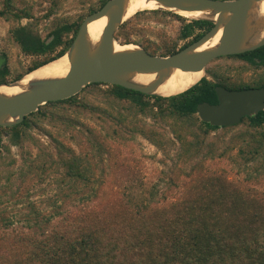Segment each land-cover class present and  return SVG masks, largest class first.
<instances>
[{"label": "trees", "instance_id": "obj_1", "mask_svg": "<svg viewBox=\"0 0 264 264\" xmlns=\"http://www.w3.org/2000/svg\"><path fill=\"white\" fill-rule=\"evenodd\" d=\"M107 1L98 0L76 18H62V0H0V18L12 22L7 41L30 59L27 66L19 62L17 73L8 78L11 68L4 53L0 84L18 81L63 57L85 17ZM23 19L31 22L22 25ZM142 20L180 24L174 33L152 30L156 40L133 42V35L142 33L138 27ZM46 21L40 34L39 26ZM213 26L170 11H145L125 22L115 39L122 45L136 43L152 55L169 56ZM221 60L231 61L214 64ZM248 71L254 80H244ZM217 87L264 88V46L215 59L206 67L204 79L175 96H150L95 83L72 98L40 106L21 124L0 127V166L7 167L0 169V181L5 177L12 190L18 189L51 170L58 174L57 189L80 201L64 218H48L45 226L36 212L28 216L30 228H36L34 238L0 234V264H264V189L252 185L264 181V110L234 126L205 123L197 108L217 104ZM87 94L103 106L89 101ZM46 124L76 141L83 152L76 154ZM33 129L46 133L52 143L45 144ZM139 135L163 154L168 187L183 182V192L175 201L167 202L159 187L150 191L148 199L136 194L142 183V161L124 155L121 146ZM27 141L37 149L34 158L23 155ZM12 146H19L24 157L20 168ZM215 160L230 161L244 178L208 168L207 163ZM107 169L112 173L109 191L101 194ZM159 192L162 196L157 199Z\"/></svg>", "mask_w": 264, "mask_h": 264}, {"label": "water", "instance_id": "obj_2", "mask_svg": "<svg viewBox=\"0 0 264 264\" xmlns=\"http://www.w3.org/2000/svg\"><path fill=\"white\" fill-rule=\"evenodd\" d=\"M132 1L109 0L100 10L85 17L65 54L71 64L67 76L32 83L28 92L13 97L0 94V127L21 124L40 106L72 98L95 83L161 96L156 94L154 82L143 86L133 79L137 75H155L156 80L165 81L177 70L206 74V67L217 58L252 52L264 46V16L259 15L264 0H146L155 2L157 8L137 14L154 10L201 13L204 17L196 20L208 21L214 26L199 40L169 56L152 55L142 48L115 52V34L131 19L125 20V16ZM104 17L101 38L94 45L89 25ZM219 33V43L206 46ZM216 94L218 104L203 103L197 108L199 119L212 126H234L244 117L264 110V88L238 91L217 87Z\"/></svg>", "mask_w": 264, "mask_h": 264}, {"label": "rangeland", "instance_id": "obj_3", "mask_svg": "<svg viewBox=\"0 0 264 264\" xmlns=\"http://www.w3.org/2000/svg\"><path fill=\"white\" fill-rule=\"evenodd\" d=\"M37 1V0H29ZM98 0H62V7L59 12V16L62 18L72 16L76 18L79 14L88 13L90 8ZM187 18V17H186ZM190 19V18H188ZM30 19H23L21 21L22 25L30 23ZM42 23L39 26V33L44 34V27L48 24ZM180 24L179 21H174L172 24L162 25L155 22H150L146 20L140 21L138 27L142 29V33L133 35V42H143L146 39L156 40V35L152 30H158L161 28L174 33L176 27ZM12 26V22L5 21L0 18V57L4 53H7L9 59V66L11 68V74L8 78H13L17 73L18 63L21 62L23 66L30 64V59H25L24 56L19 52V49L7 41L8 31ZM136 44V43H133ZM183 44V43H181ZM139 46L138 44H136ZM140 47V46H139ZM141 48V47H140ZM231 60L218 61L214 64L230 62ZM263 71L260 70L259 74ZM206 76V74H205ZM243 78L245 81L254 80L253 72H244ZM211 79V77H209ZM13 83V82H11ZM86 98L93 102L98 103L103 106V104L96 100L91 94H87ZM87 121V120H84ZM91 124L92 121H87ZM45 128L50 130L59 140L63 139L66 145L74 148L76 154L82 153V147L76 145V141L66 137L64 135L58 134V129L49 125H43ZM94 126H96L94 124ZM35 134H38L37 129H33ZM38 137L45 143H52V138L46 133H39ZM7 142V141H5ZM124 155H134L141 159L142 161V183L136 188V194L140 195L142 198H149L150 191L156 190L159 187L166 196V201H175L183 192V182L179 181L177 186L168 187L165 179L164 171L167 169L166 164L161 161L163 154L157 150V148L150 142L142 138L140 135L129 143H125L121 146ZM85 151V148H83ZM12 155L18 161L16 167L20 168L23 165L24 157H22L21 149L19 146H12ZM37 154V149L30 142H25L24 144V156H30L29 158H34ZM7 161H10L7 159ZM210 169H225L231 178L243 179L245 175H238L236 172V167L230 161H210L207 163ZM1 170L7 169L6 166H0ZM58 174L54 171L49 170L42 179L33 180L24 184L16 189L12 190V186L6 184L7 179L3 177L0 181V234L6 233L14 236L23 235L24 237H33L36 235V228L32 229L27 222L28 216L33 212L39 214V219L42 223L47 222L48 218L53 221H58L66 216V214L72 210L75 206L80 204V201L74 197V195L68 192L69 197L64 196V192L59 191L56 185V177ZM112 173L110 169L106 171L107 181L103 186V191L101 194L109 191V181L111 180ZM182 180H187V178L182 177ZM159 185V186H158ZM258 189H264V181L262 184H253ZM15 191V194H14ZM160 192L158 198H161ZM165 202L164 200L160 201ZM82 204V202H81Z\"/></svg>", "mask_w": 264, "mask_h": 264}, {"label": "bare ground", "instance_id": "obj_4", "mask_svg": "<svg viewBox=\"0 0 264 264\" xmlns=\"http://www.w3.org/2000/svg\"><path fill=\"white\" fill-rule=\"evenodd\" d=\"M155 8H157V5L153 1L147 2L146 0H133L125 16V20L132 18L139 11L153 10ZM178 14L190 19H198L204 17V15L201 13L180 12ZM259 15L264 16V2L260 7ZM105 23H106V18L104 17L102 19L93 21L89 25V36L92 44L95 45L100 40ZM220 38H221V33H219L216 36V38H214L206 46H213L218 44ZM139 48H140L139 46L133 43L122 45L118 42H115L114 44L115 52L132 51V50H138ZM70 66L71 64L68 55H65L63 57H60L54 61H51L37 68L33 72L24 75L21 78V80H18L14 83H10L7 85L2 83L3 85H0V94L8 97L24 94L29 91L32 83L51 80V79L64 78L69 73ZM204 77H205V73L203 71L183 72L181 70H177L173 75H171L165 81H163L164 79L162 78L156 80L155 75H137L133 79V81L143 86H148L149 84L154 82L156 94L165 97H170L185 92L192 86L198 84L202 79H204Z\"/></svg>", "mask_w": 264, "mask_h": 264}, {"label": "flooded vegetation", "instance_id": "obj_5", "mask_svg": "<svg viewBox=\"0 0 264 264\" xmlns=\"http://www.w3.org/2000/svg\"><path fill=\"white\" fill-rule=\"evenodd\" d=\"M226 89V88H225ZM252 89H259V88H252ZM229 90V89H228ZM217 101H218V99H217ZM217 104H218V102H217ZM214 105V104H213ZM220 128H222V127H220Z\"/></svg>", "mask_w": 264, "mask_h": 264}]
</instances>
